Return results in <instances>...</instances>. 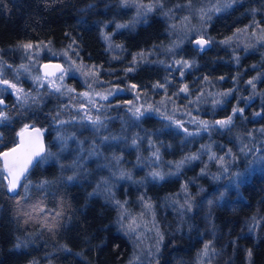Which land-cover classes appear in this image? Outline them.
Segmentation results:
<instances>
[{
	"label": "snow or ice",
	"instance_id": "1",
	"mask_svg": "<svg viewBox=\"0 0 264 264\" xmlns=\"http://www.w3.org/2000/svg\"><path fill=\"white\" fill-rule=\"evenodd\" d=\"M117 3L120 7L136 9V15L129 23L115 25L117 30L148 23L149 16L156 13L165 20V32L169 36L167 44L154 43L149 48L130 54L131 59L122 69L123 77L103 79L102 72L112 74L117 69L105 68L102 64L86 63L80 57L78 47L74 46L77 45L74 38L60 52L52 50L51 41L21 42L17 47L23 50L24 58L28 63H21L16 67L8 64L3 59V55H0V127H11L14 120L29 113L31 119L37 114V110L42 111L46 97L55 96L58 101L54 113L47 114V118L50 119V135H52L49 143L46 144L44 139V133L48 129L37 127L35 123L25 122L18 131L13 129L15 131L13 146L7 151H0V190H6L10 198L15 199L19 204L21 200L27 199L32 188L46 193L54 182L81 185L82 182L89 181V178L93 177V172H96V176L89 181L93 185L92 191L87 192L86 195L89 199L102 198L106 205L116 211L115 224L118 226V231H122L137 248H140L145 239L143 229L155 232V244L146 251L135 254L129 264H160L159 253L165 241V233L160 229L155 218L156 203L147 195L146 190L140 189H146L149 183L156 185L172 177L180 178L185 169L198 167L199 171L195 176L185 179L180 184L179 191L167 194L161 203L162 206L171 207L177 215L175 233H180L185 227L191 231L194 227L190 223L193 218L191 214L196 209H207L204 216L205 231L211 238L203 240L202 247L197 253L196 264H213L215 258L220 255V250L214 243L218 230L213 222L214 209L225 203L229 189H239L248 167L264 163V123L258 128L236 130L237 118L242 124L248 121L249 117L245 115V109L257 98L261 100V107L252 112V119L264 120V90L258 89L257 86L258 82H264V71H257L255 76L243 81L247 86V95H243L238 87L242 75L239 71L232 77L236 86L219 91L210 89H216L217 85L214 81H223L226 79L225 76L213 78L203 74L198 78L199 87L196 88L190 86L186 77L200 66L196 56L207 53L214 46L230 50L231 61L237 66L241 61L238 49L242 48L244 52H248L257 46L264 47V19H257L258 14H264V0H258L257 7L248 8H245V0H175V2L117 0ZM241 8H245V12L251 17L248 24L235 28L231 35L222 39H217L209 33L214 18L235 13ZM106 27L107 23L104 24V28ZM66 35L70 34L66 33ZM100 35L105 41V51L109 53V59L123 60L126 49L123 44L113 41V33L101 30ZM241 36H246L249 42L242 44ZM252 39L255 43L251 42ZM186 44L192 46L196 55L184 54ZM44 51H48L52 57H62L63 62L41 63L39 57ZM161 55L165 59H160ZM152 57L156 58L152 59ZM147 64L161 65L166 73L161 80L151 83L152 92L161 95V99L156 102H150L146 87L130 81L124 83L129 73H134L141 65ZM251 67L257 69L258 65L253 64ZM8 70L12 73L11 78L6 75ZM74 74H78L82 79L83 90L78 91L65 82L67 77ZM21 76L31 81V87H24ZM114 80L121 83H115ZM9 91L14 97L11 107L4 98V93ZM123 92L133 93L134 99L114 103L118 94ZM237 93L240 94L236 95ZM181 95L186 103L178 104ZM65 97L66 103L62 102ZM230 99L236 102L223 118L204 119L198 115L201 105H210V111L215 113L217 109L223 110ZM241 103L244 104L243 107L240 106ZM121 107L124 108L126 119L109 115L112 109ZM153 116L161 121V128L155 131L143 129V120ZM115 119L121 120L118 132H113L109 128V122ZM68 126L90 131L91 135L81 138L82 133L77 135L76 131L69 132ZM131 127L140 131L129 134L128 129ZM163 129L173 130L179 136V143L184 148L198 143L205 136L207 142L199 143L195 151H184L179 159L165 161L161 149H171L173 145L159 140V134ZM215 135H229L235 150L234 147L217 143L214 140ZM3 137L4 133L0 131V143H3ZM73 144L75 148L71 147ZM120 144L125 148L136 150V161L132 169L146 168L144 176L138 179L132 169L125 167L123 153L113 150L114 145ZM142 144L147 145L149 152L147 156L141 153ZM53 148L57 151H53ZM106 150L109 152L108 155L105 154ZM65 153L69 154L67 163L62 161ZM250 154L252 159L248 161L244 172L233 169L240 155L248 157ZM89 162H95L96 168L90 169ZM50 164L59 168L60 175L56 181L41 179L34 182L31 179L35 169ZM212 166L216 171L211 170ZM65 173L71 174L65 175ZM198 178H209L217 184L226 180L227 183L223 185L222 190L218 188L210 198L197 201V197L206 192L202 186L197 187L195 194L191 192L190 185H196ZM122 182L136 186L137 201L152 216L150 228L141 223L144 212L139 216H133L127 207L128 200L117 198L115 189L121 186ZM21 190L24 196H20ZM42 205L43 199H40L31 207L33 211L45 213V207ZM24 215L31 217V213ZM62 217L63 212L57 211L52 216L53 223H49L46 214L45 226L50 231L59 227L58 221ZM252 220L256 224L259 223L255 216ZM248 230L252 232L254 229L248 226ZM23 246H26L24 241H18L15 245L16 248ZM153 247L155 251L152 250ZM62 249L70 251L66 246H62ZM246 255L250 262L252 249H247Z\"/></svg>",
	"mask_w": 264,
	"mask_h": 264
},
{
	"label": "trees",
	"instance_id": "2",
	"mask_svg": "<svg viewBox=\"0 0 264 264\" xmlns=\"http://www.w3.org/2000/svg\"><path fill=\"white\" fill-rule=\"evenodd\" d=\"M257 6H259L258 0H245V8ZM245 8L214 18L209 33L217 39H222L231 35L235 28L248 24L251 17L245 12ZM242 12L245 14L242 15ZM132 18L133 9L120 7L117 0H0V50H2L0 55H3L5 61L10 60L12 55L16 54L17 46L21 42L29 41L33 43L51 41L52 50L60 52L74 38L77 41V45L74 46L78 47L80 57L86 63L102 64L105 68L117 69L112 74L102 72L103 79L123 77L122 69L131 59L130 54L149 48L154 43L167 44L169 40L165 32L166 22L156 13L149 16L148 23L137 24L133 28L116 29V24L129 23ZM257 19H264V14H258ZM109 21L112 23H108ZM106 23L107 27L104 28ZM101 30L113 33V41L124 45L126 52L123 60L109 59V53L105 51V41L100 35ZM237 51L241 57L239 66L231 61L230 50L221 46H214L207 53L197 55L196 59L200 66L186 77V81L191 87L196 88L199 87L198 78L203 74L213 78L225 76L226 79L223 81L215 80L217 87L210 90H226L236 86L232 77L239 71L242 75L238 87L243 95H247V86L243 81L255 76L257 71H264V47L257 46L248 52H244L242 48ZM184 54L196 55L190 44L185 45ZM43 59H47L46 56H43ZM160 59L165 57L161 55ZM253 64L258 65V68L253 69L251 67ZM165 74L161 65H141L136 72L128 74L124 83L130 81L146 87L150 102H153L161 99V95L152 92L151 83L161 80ZM114 82L121 83L115 80ZM257 86L258 89L264 90V82H258ZM120 97L123 98V95ZM235 102L234 99H230L223 110L217 109L215 113L210 111V105H201L198 115L204 119L223 118L230 112ZM177 103H186L183 95ZM240 106L243 107L244 104L241 103ZM260 107V98L253 101L250 107H246L245 115L249 120L242 124L237 118L236 130L260 127L264 120L252 119V112L259 110ZM42 110H37L32 123L48 129L45 133L47 144L51 141L48 137L51 130L48 128L50 121L48 122L45 117L51 109H48L44 103ZM123 118H127L124 112ZM142 128L155 131L161 128V121L155 116L146 118L142 122ZM136 131L140 129L134 127L128 129L129 134ZM159 140L173 145L171 149H161L163 159L167 161L179 159L184 151H195L199 143L207 142V137L184 148L179 143V136L173 130L163 129L159 134ZM214 140L234 147L235 150L229 135H215ZM52 150L57 151L56 148ZM120 152L125 157V167L132 169L136 161V150L125 148L123 145V151ZM141 153L145 156L149 154L146 144L141 145ZM67 155L69 154L65 153L62 157L65 163L69 162V158H64ZM250 159H252L251 154L248 157L240 155L233 169L244 172ZM253 165L247 168L239 189H229L225 203L213 211V222L218 229L214 243L220 250V255L215 258L213 264H264V166L252 170ZM88 167L95 169V162H89ZM132 170L138 179L147 171L146 168ZM211 170L216 171L214 166ZM198 171V167L185 169L180 178L172 177L156 185L149 183L146 189H140L146 190L147 195L156 203V218H160L161 213L168 210L162 206L163 198L167 194L178 192L180 184L185 179L195 176ZM67 174L71 173H65ZM96 174L93 172V177ZM59 175V168L50 164L35 169L31 179L34 182L41 179L56 181ZM93 177H90L89 181ZM89 181H84L81 185L54 182L46 193L32 188L27 199L21 200L19 204L15 199L10 198L6 190H0V264H125L131 256L132 244L126 235L118 231V226L115 224L116 211L106 205L102 198L87 197L86 193L92 191L93 186ZM226 183V180L217 184L209 178H198L196 185H190V190L195 194L198 186L206 189L205 193L197 197V201H200L202 198L213 196L218 188L222 190ZM120 187L116 188L117 198L127 199L128 208H137L139 202L136 186L123 182ZM20 196H24L23 190ZM40 199H43L42 206L45 207V213L32 210L31 205ZM57 211L63 212V217L58 221L60 226L50 231L45 226V215L47 214L48 222L53 223L52 216ZM206 211V208L194 210L191 214L193 218L190 220L194 226L191 231L185 227L180 233L174 231L170 236H165L159 255L160 264H184L185 259L196 261L203 240L211 238L205 231ZM24 213H31V217ZM253 216L259 220L258 224L253 222ZM248 226H252L254 230L249 232ZM18 241H24L26 246L16 248ZM62 246H66L70 251L63 250ZM249 248L253 252L250 262L246 255Z\"/></svg>",
	"mask_w": 264,
	"mask_h": 264
},
{
	"label": "rangeland",
	"instance_id": "3",
	"mask_svg": "<svg viewBox=\"0 0 264 264\" xmlns=\"http://www.w3.org/2000/svg\"><path fill=\"white\" fill-rule=\"evenodd\" d=\"M145 2H147V0H145ZM130 8L133 9V17H134L136 15V9L134 7H130ZM193 22L195 23V21H193ZM240 40H241V43L242 44L249 42V40H248V38L246 36H241ZM251 42L252 43H255V40L252 39ZM20 53H21L20 52V49L18 48L16 54L15 55H12V59H10V61H9V62H14L13 63L14 67L18 66L21 63H28V61L24 58V55L22 57V54H21V57L22 58L18 56ZM15 56L18 57V59ZM43 56H46L47 60L48 59L55 60L57 58V57H52L49 54L48 51H44L40 55V57H39L40 62L44 61ZM58 58H60V59H56V60H59L60 62H63V58L62 57H59L58 56ZM8 71L11 73L10 70H8ZM11 75H12V73H11ZM23 77L24 76H21V82L23 83L24 87H26V88L31 87V81L28 80V79L26 81H24L23 80ZM24 82L27 83V84H25ZM65 82L68 85H70L72 87H75L78 91L83 90L82 79L79 77L78 74H74L72 76L67 77ZM122 95H123V98L120 97ZM125 97H127L129 99H126ZM122 99H123V101L124 100H133L134 99V95L131 92L119 93L118 94V97L115 98L113 102L114 103H116V102H123ZM156 101H158V100H156ZM156 101H153V102H156ZM62 102L66 103L67 102V98L66 97L63 98V101ZM44 103L46 104V107L48 109H51L48 113H54V111L56 110V107H57V103H58L56 97L55 96L46 97ZM111 111H110L109 115L112 116V117H121V118H123V112L125 113L123 107H121V108H114ZM194 114H196V113H194ZM65 118H67V116H65ZM45 119L48 122L50 121V119L47 118V114H46ZM120 126H121V120L120 119H115V120H112V121L109 122V128L113 132H118L119 129H120ZM48 128L51 130L50 122L48 124ZM68 130H69V132L76 131L77 132V135H81V133L84 136H89L90 135V131H86V130H83V129L75 128L73 126H68ZM50 132H49V136L48 137H49V140H52V135H50ZM53 135H54V133H53ZM84 136H81V138H83ZM71 147L72 148H75V145L73 144V145H71ZM113 150H115L117 153H119L120 150L123 151V144L122 145H114L113 146ZM105 154L108 155L109 152L106 150L105 151ZM64 158H69V155H67ZM262 166H264V163L254 164L252 170H254V169L257 170V169L261 168ZM104 174L106 175L107 173L105 172ZM121 184L123 185V182ZM120 188H123V187H120ZM115 191H117V189H115ZM166 208L168 210L163 211L161 213L160 218L158 217L159 218V221H158V218H156V216H155V218H156L157 222L159 223L160 229L165 233V236H170V234H172L174 232V229L176 227V224H177V215H176V213L173 211V209L171 207H166ZM128 210H129V212L133 216H139V214L141 212H144L145 215L143 217V220H141V223L142 224H146L148 228L151 227V219H152V216H151L150 213L146 212L141 207L140 203L138 204V207L137 208L136 207H130V208H128ZM143 230H144L145 239H144L143 244L140 246V248H137L133 244V242L130 240V242L132 244V252H131V256L129 257V259L127 260V262L125 264H129V261L130 260H133L135 254L142 253V251H146L149 247H152L155 244V232L154 231H147L146 228L143 229ZM152 250L155 251L154 247L152 248ZM160 252H161V250H160ZM159 255H160V253H159ZM196 262H197V259H196L195 262L194 261H190L189 259H185L184 264H196Z\"/></svg>",
	"mask_w": 264,
	"mask_h": 264
},
{
	"label": "flooded vegetation",
	"instance_id": "4",
	"mask_svg": "<svg viewBox=\"0 0 264 264\" xmlns=\"http://www.w3.org/2000/svg\"><path fill=\"white\" fill-rule=\"evenodd\" d=\"M20 52L21 53L18 56L21 57V54H22V57H23V50L20 49ZM16 58L18 59V57H16ZM9 61L10 60H7L6 62L8 64L13 65L14 62H9ZM6 75L8 76V78H11V76H12L9 71H6ZM23 80L26 81L27 78L24 76ZM25 84H27V83H25ZM4 98H5L6 103L9 105V107H11V105L14 103V97L10 94V91L4 93ZM29 116H31V113L26 114L22 118L18 117L16 120L13 121L11 127H8V128L0 127V131H2L4 133L3 143H0V151H6V150H8V148L13 146V141L15 140V131H18L19 128L22 126V124L25 122L32 123L33 117L31 119H29ZM37 127H39V126H37ZM13 129H15V131ZM45 133H46V131H45ZM45 133H44V139H45Z\"/></svg>",
	"mask_w": 264,
	"mask_h": 264
},
{
	"label": "water",
	"instance_id": "5",
	"mask_svg": "<svg viewBox=\"0 0 264 264\" xmlns=\"http://www.w3.org/2000/svg\"><path fill=\"white\" fill-rule=\"evenodd\" d=\"M49 62H51V63H60L59 61H44V62H42V63H49ZM7 151V150H6Z\"/></svg>",
	"mask_w": 264,
	"mask_h": 264
}]
</instances>
